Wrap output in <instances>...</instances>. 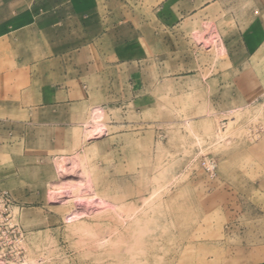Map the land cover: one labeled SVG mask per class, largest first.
<instances>
[{"label": "crops", "instance_id": "0c3cea01", "mask_svg": "<svg viewBox=\"0 0 264 264\" xmlns=\"http://www.w3.org/2000/svg\"><path fill=\"white\" fill-rule=\"evenodd\" d=\"M185 80L219 115L263 96L264 0H0V188L24 230L49 226L48 187L103 141L98 114L142 125Z\"/></svg>", "mask_w": 264, "mask_h": 264}, {"label": "rangeland", "instance_id": "374dc122", "mask_svg": "<svg viewBox=\"0 0 264 264\" xmlns=\"http://www.w3.org/2000/svg\"><path fill=\"white\" fill-rule=\"evenodd\" d=\"M187 86L142 125L95 117L105 139L61 164L14 264H264V93L219 115Z\"/></svg>", "mask_w": 264, "mask_h": 264}, {"label": "built area", "instance_id": "2783aa9c", "mask_svg": "<svg viewBox=\"0 0 264 264\" xmlns=\"http://www.w3.org/2000/svg\"><path fill=\"white\" fill-rule=\"evenodd\" d=\"M20 207L8 191L0 188V264L19 263L27 250Z\"/></svg>", "mask_w": 264, "mask_h": 264}]
</instances>
